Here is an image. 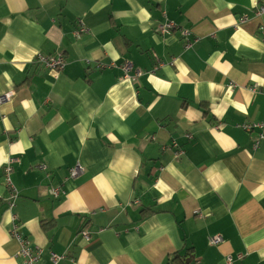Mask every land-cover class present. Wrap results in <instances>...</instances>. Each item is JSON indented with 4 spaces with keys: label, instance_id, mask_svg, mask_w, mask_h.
Segmentation results:
<instances>
[{
    "label": "crops",
    "instance_id": "0c3cea01",
    "mask_svg": "<svg viewBox=\"0 0 264 264\" xmlns=\"http://www.w3.org/2000/svg\"><path fill=\"white\" fill-rule=\"evenodd\" d=\"M262 8L0 0V264H24L12 214L41 264H264V139L242 127L264 121Z\"/></svg>",
    "mask_w": 264,
    "mask_h": 264
},
{
    "label": "built area",
    "instance_id": "2783aa9c",
    "mask_svg": "<svg viewBox=\"0 0 264 264\" xmlns=\"http://www.w3.org/2000/svg\"><path fill=\"white\" fill-rule=\"evenodd\" d=\"M264 13V8L260 9L257 14L260 15ZM246 20V19H245ZM243 22H246V21ZM175 25L169 21L165 22L159 27V33L163 36L169 35L173 32L175 29ZM82 29H80L77 33V36L80 35ZM260 33L263 36L264 40V27L260 29ZM182 35L187 38V41L185 43V48L189 49L191 48V43L189 40V31H182ZM37 62L41 64L47 71L54 72V73H60L61 71H64L66 68V61L63 55H55V56H43L39 55L37 58ZM162 66V64L159 63L158 67ZM132 65L127 62L125 69L126 71L131 70ZM14 97V91H10L2 96H0V105L12 101ZM243 129L245 131L251 132V131H257L260 133L261 139H264V121L259 123H246L243 126ZM258 146V142L255 144ZM180 153V152H179ZM18 162V159H10L5 167V178L6 183L8 186H10L13 189V196L10 201L9 210L12 211L15 207V200L19 197V192L15 189L13 183H12V164ZM41 171H47V166L44 164H40L37 167ZM81 167H76L70 171L72 177H76L81 174L82 172ZM63 188L61 186H55L51 187L49 189V194L53 198H59L61 196ZM12 220H13V230L12 235L13 237L20 243L21 249H20V256L24 260V264H41L40 259L43 255V252L40 248L34 247L29 240L23 237L22 232L20 230L19 224L17 223V216L12 214ZM86 235V234H85ZM86 239H88L87 236H85ZM222 239L221 238H215L212 239V243L216 244L219 243ZM63 259L61 255L52 254L51 256V264H59V262ZM231 260V259H230ZM228 260V263L231 264V261Z\"/></svg>",
    "mask_w": 264,
    "mask_h": 264
},
{
    "label": "trees",
    "instance_id": "16d2710c",
    "mask_svg": "<svg viewBox=\"0 0 264 264\" xmlns=\"http://www.w3.org/2000/svg\"><path fill=\"white\" fill-rule=\"evenodd\" d=\"M144 212L145 211H143V213ZM192 262H193V259H192V256L191 255L182 256V255L176 254L170 260V263H168V264H192Z\"/></svg>",
    "mask_w": 264,
    "mask_h": 264
}]
</instances>
